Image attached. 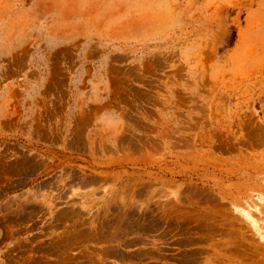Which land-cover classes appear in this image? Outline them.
<instances>
[{"label":"rangeland","instance_id":"rangeland-1","mask_svg":"<svg viewBox=\"0 0 264 264\" xmlns=\"http://www.w3.org/2000/svg\"><path fill=\"white\" fill-rule=\"evenodd\" d=\"M0 264H264V0H0Z\"/></svg>","mask_w":264,"mask_h":264},{"label":"trees","instance_id":"trees-1","mask_svg":"<svg viewBox=\"0 0 264 264\" xmlns=\"http://www.w3.org/2000/svg\"><path fill=\"white\" fill-rule=\"evenodd\" d=\"M232 41H233V38H232Z\"/></svg>","mask_w":264,"mask_h":264}]
</instances>
